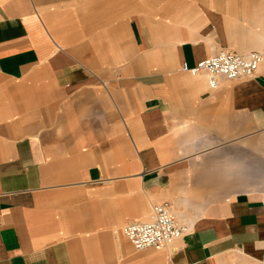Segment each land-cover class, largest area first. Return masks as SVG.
Segmentation results:
<instances>
[{"label": "crops", "instance_id": "0c3cea01", "mask_svg": "<svg viewBox=\"0 0 264 264\" xmlns=\"http://www.w3.org/2000/svg\"><path fill=\"white\" fill-rule=\"evenodd\" d=\"M156 1L0 0V264H264V61L212 89ZM163 202L189 230L136 250Z\"/></svg>", "mask_w": 264, "mask_h": 264}, {"label": "built area", "instance_id": "2783aa9c", "mask_svg": "<svg viewBox=\"0 0 264 264\" xmlns=\"http://www.w3.org/2000/svg\"><path fill=\"white\" fill-rule=\"evenodd\" d=\"M263 61L262 50L240 52L222 48L194 66L182 63L181 69L192 75L205 73L209 86L217 89L223 81L253 76ZM188 230L189 225L178 218L170 202L154 204L147 219L133 221L124 228L136 250L168 248Z\"/></svg>", "mask_w": 264, "mask_h": 264}, {"label": "rangeland", "instance_id": "374dc122", "mask_svg": "<svg viewBox=\"0 0 264 264\" xmlns=\"http://www.w3.org/2000/svg\"><path fill=\"white\" fill-rule=\"evenodd\" d=\"M170 1H156L163 10L156 9L148 16L170 21L167 14ZM179 4L181 11L193 10L187 23L201 28L204 33L215 34L224 45L222 48L239 51L259 48L264 51V0H180ZM260 178L262 181L264 175ZM262 182L264 192V180Z\"/></svg>", "mask_w": 264, "mask_h": 264}]
</instances>
